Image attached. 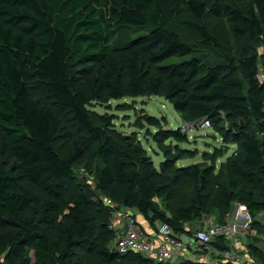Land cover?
<instances>
[{"label":"trees","instance_id":"trees-1","mask_svg":"<svg viewBox=\"0 0 264 264\" xmlns=\"http://www.w3.org/2000/svg\"><path fill=\"white\" fill-rule=\"evenodd\" d=\"M242 1L182 0L194 20L184 26L199 37L200 48H217L200 23L208 16L225 18L235 37L264 46V0H247L246 9ZM170 23L155 0H0V264H32L29 252L35 264H80L85 257L94 264H169L111 252L114 233L105 200L135 210L151 227L167 224L177 235L207 214L197 192L186 206L171 204L183 179L208 190L214 180L210 169L179 168L170 176L174 165L165 161L157 171L141 149L107 133L110 117L93 119L86 109L93 101L119 100L127 93L164 91L188 124L234 118L225 139L236 145L237 155L217 173L227 182L222 213L228 215L248 187L240 199L246 211L264 214V77H257V56L205 66L198 48ZM119 30L137 35L117 52L119 58L98 68L108 60L109 43ZM174 57L183 59L163 65ZM262 60L264 69V53ZM154 67L155 77L146 70ZM55 108L69 117L63 135ZM145 122L155 129L157 145L188 142L179 129H164V119L149 116ZM60 140L66 142L64 153L56 149ZM174 149L180 158L193 156ZM86 161L102 164L96 168V188L107 196L96 202L84 188L69 197L75 170ZM253 225L260 228L256 221ZM213 245L229 250L223 239ZM247 251L264 264L263 250L249 245Z\"/></svg>","mask_w":264,"mask_h":264},{"label":"rangeland","instance_id":"rangeland-1","mask_svg":"<svg viewBox=\"0 0 264 264\" xmlns=\"http://www.w3.org/2000/svg\"><path fill=\"white\" fill-rule=\"evenodd\" d=\"M246 1L247 0L242 1L240 5L243 9L247 8ZM155 2L162 7L163 11L171 21L170 26L177 29L184 41L198 48L195 53L203 65L209 66L225 62L228 58L243 59L244 57L256 55L258 79L264 77L262 60L264 46L260 43L251 45L245 39L235 37L225 18L217 19L208 16L200 23L209 31L210 35L215 37L218 43L217 48L204 49L198 46L200 40L199 37L188 31L184 26V23L194 22V20L184 12L182 8V0H155ZM135 35L137 34H134L131 31H115V34L109 43L110 49L107 58L108 60H106L101 66L98 65V68L104 69L109 62H113L119 58L120 55L117 52L122 49L126 43L133 39ZM181 59L183 58L174 57L164 62L163 65L174 64ZM146 70H149L153 77L157 75V67L152 69L146 68ZM86 109L89 114L92 115L93 119L97 116L110 117V122L107 124L106 128L107 133L113 135L117 140L123 139L125 142L130 143L129 145L133 146L136 150L141 149L144 153V159L149 161L157 171H160V167L165 161L172 162L174 165L169 174L170 176L175 174L174 169L179 168L197 166L201 170L210 169L214 180L212 182L213 185L208 190L202 191L199 189L200 184H195L187 178L183 179L180 184L176 186L177 198L171 206L177 208L188 205L197 192L205 201L206 210L208 212L199 223H194L191 227L203 225L204 222L208 221L213 224L227 223L231 224L236 231L242 233V225L251 219L252 221L258 222L260 228L257 229L255 226L253 227V225H251L250 232L242 235V241L245 242L244 246L246 247V250H248L249 245L259 246L264 251V241L261 238V233L264 229V214L258 213L254 216H250L246 211L243 200H240L244 199L249 190L248 187L244 188L245 190L242 189V191H244L241 193V198L232 203L231 212L225 216H223L222 213L223 209L221 202L223 201V191L227 187V182L224 179H218L217 173L222 166L237 155L236 145H234L231 140L225 139V134L231 129V125L235 121L234 118L227 119L226 117H222L219 122L210 123L209 126L203 127L199 123L190 129H184L185 122L182 121L170 103L166 101L164 91H161L158 96L141 97H132L127 93L119 100L93 101ZM55 113L59 123V135H63L69 129V117L60 113L58 109H56ZM149 116L160 121L164 119V129H179L187 136L188 142L176 143L175 141H166L161 145H157L152 140V134L155 133V129L148 127L145 122V118ZM65 147L66 142L64 140L56 142V149L59 152L64 153ZM175 147L179 150L190 151L193 156H183V158H180L178 152L174 149ZM97 166L102 167V164L86 161L82 167L76 168L75 177L77 182L75 183L76 186L69 187V197H76L79 188L85 189V193L91 199V202H96L98 199L102 200L107 196L96 188L95 175ZM254 199L261 201L258 192H255ZM159 203L160 209L163 211V202ZM142 219V217H138V220L144 225L145 223L142 222L144 221ZM255 229L257 230V236L253 237L251 231H254ZM225 251L216 250L208 255L207 258L212 264H229L231 262L226 260L224 256ZM29 258L32 264L36 263V259L32 252H29ZM85 259L86 260L81 261L80 264H94L96 262L94 259L90 260L88 257H85ZM191 260L195 261L199 259L192 258ZM179 262L181 261L175 263ZM254 263L261 264L256 261H254Z\"/></svg>","mask_w":264,"mask_h":264},{"label":"built area","instance_id":"built-area-1","mask_svg":"<svg viewBox=\"0 0 264 264\" xmlns=\"http://www.w3.org/2000/svg\"><path fill=\"white\" fill-rule=\"evenodd\" d=\"M200 124L204 127L210 123L203 121ZM194 126L196 125L185 123L183 128L190 129ZM105 205L110 210L108 228L114 233L110 250L118 256L138 255L153 263L169 264L198 258L194 262L212 264L207 257L216 251L213 243L223 239L229 247L224 252L227 261L234 264H255L248 251L241 248L242 235L249 233L253 225L254 221L251 219L242 225V233L236 231L231 224H213L208 221L195 229L189 226L186 229L188 233L177 235L167 224H157L154 227L147 223L143 225L135 210L119 207L110 199L105 200ZM254 231H251L252 236H257V230ZM261 235L264 241V229Z\"/></svg>","mask_w":264,"mask_h":264},{"label":"crops","instance_id":"crops-1","mask_svg":"<svg viewBox=\"0 0 264 264\" xmlns=\"http://www.w3.org/2000/svg\"><path fill=\"white\" fill-rule=\"evenodd\" d=\"M143 220V219H142ZM141 222V221H140ZM142 222H144L145 224H146V222L145 221H142ZM147 225V224H146ZM189 226H191L190 224H185V227H186V229H188V227ZM199 226V225H198ZM198 226H196V227H198ZM196 227H194V226H192V227H189V228H192V229H195ZM253 227H254V225H253ZM253 237H255V236H253ZM245 245V242H243L242 243V246H241V248H242V250H246V247L244 246ZM257 248H259V249H261L259 246H256ZM262 250V249H261ZM178 264V263H177Z\"/></svg>","mask_w":264,"mask_h":264},{"label":"bare ground","instance_id":"bare-ground-1","mask_svg":"<svg viewBox=\"0 0 264 264\" xmlns=\"http://www.w3.org/2000/svg\"><path fill=\"white\" fill-rule=\"evenodd\" d=\"M192 125H196V124H192Z\"/></svg>","mask_w":264,"mask_h":264}]
</instances>
